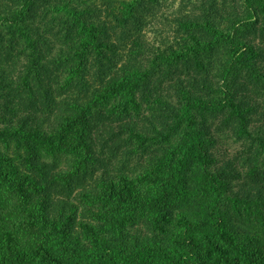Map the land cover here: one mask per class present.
<instances>
[{"label": "trees", "instance_id": "1", "mask_svg": "<svg viewBox=\"0 0 264 264\" xmlns=\"http://www.w3.org/2000/svg\"><path fill=\"white\" fill-rule=\"evenodd\" d=\"M0 264H264V0H0Z\"/></svg>", "mask_w": 264, "mask_h": 264}, {"label": "rangeland", "instance_id": "2", "mask_svg": "<svg viewBox=\"0 0 264 264\" xmlns=\"http://www.w3.org/2000/svg\"><path fill=\"white\" fill-rule=\"evenodd\" d=\"M148 36H150V33H148Z\"/></svg>", "mask_w": 264, "mask_h": 264}]
</instances>
